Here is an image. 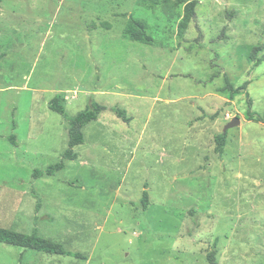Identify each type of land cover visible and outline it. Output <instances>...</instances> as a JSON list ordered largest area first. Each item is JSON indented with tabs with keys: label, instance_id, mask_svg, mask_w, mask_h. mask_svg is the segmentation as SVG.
Masks as SVG:
<instances>
[{
	"label": "rangeland",
	"instance_id": "rangeland-1",
	"mask_svg": "<svg viewBox=\"0 0 264 264\" xmlns=\"http://www.w3.org/2000/svg\"><path fill=\"white\" fill-rule=\"evenodd\" d=\"M188 3L0 0V227L85 257L0 244V264H264V0ZM132 19L152 45L122 35ZM55 95L107 110L34 179L67 148Z\"/></svg>",
	"mask_w": 264,
	"mask_h": 264
},
{
	"label": "trees",
	"instance_id": "trees-1",
	"mask_svg": "<svg viewBox=\"0 0 264 264\" xmlns=\"http://www.w3.org/2000/svg\"><path fill=\"white\" fill-rule=\"evenodd\" d=\"M179 1H189V3L185 6V18L188 20L189 18L194 17V8L192 4V0H179ZM185 20V21H186ZM147 24L144 21L132 19L128 22V24L123 29L122 35L125 38L130 39L134 42L143 43L146 45H152L153 39L146 34ZM258 51V48H253L250 53V59L254 62V65L257 66L263 60L255 59V53ZM225 90L229 91L230 96L237 95L239 92L235 90L229 81L225 78ZM47 107L50 111L57 113L62 117V119L67 123V148L62 154L61 160L51 166H48L45 170H34L32 173V177L34 179L41 177H52L56 173L62 171L65 167V161H73L77 158V154L73 151V149L83 144L84 142V134L83 128L97 121L99 115L106 111L107 108L103 105H100L94 101H90L89 104L83 111L78 112L75 116L70 117L65 110L63 105V98L60 95H55L47 104ZM110 112H112L117 118L121 119L123 122L128 123L130 118L127 117L126 112L124 110L118 108H110ZM226 135L222 133L215 137L214 141L216 144L215 152L217 154H221L223 152L224 142ZM9 140L13 145H16L15 136H10ZM141 203L144 209H146L148 205V196L144 191ZM40 202L37 200L35 204V211H39ZM190 213H194L191 211ZM0 244H4L7 246L22 248L25 250L44 253L48 255H56V256H70L73 258H82L85 257L79 253H71L63 248V246L55 241L47 240L42 238L36 228L32 229V232L21 233L17 231H13L10 229H5L0 227ZM215 253L211 251L206 256V261L208 264H216L215 261Z\"/></svg>",
	"mask_w": 264,
	"mask_h": 264
},
{
	"label": "water",
	"instance_id": "water-1",
	"mask_svg": "<svg viewBox=\"0 0 264 264\" xmlns=\"http://www.w3.org/2000/svg\"><path fill=\"white\" fill-rule=\"evenodd\" d=\"M240 124V120L237 118V117H234L232 118L226 125L225 127L223 128V132L222 133H225L226 130L228 129H231V128H234L236 126H238Z\"/></svg>",
	"mask_w": 264,
	"mask_h": 264
}]
</instances>
